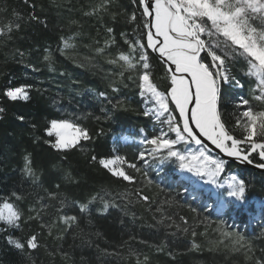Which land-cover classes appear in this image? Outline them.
Masks as SVG:
<instances>
[{"label":"snow or ice","instance_id":"6c2138e0","mask_svg":"<svg viewBox=\"0 0 264 264\" xmlns=\"http://www.w3.org/2000/svg\"><path fill=\"white\" fill-rule=\"evenodd\" d=\"M23 2L33 9L29 20L47 28V18L41 19L36 15V5L30 0ZM113 5L114 0H100L83 15L95 16L100 22L105 15H109L113 23L123 15L125 23L134 26L133 35L130 38L128 33L121 32L120 37L127 45V51L111 54L108 50L117 44L115 29L102 23L107 36L103 45L99 40L94 41L95 56L107 57L106 63L114 66L109 74L113 78L108 83L112 93H119L121 84L128 87L125 81L135 85L144 106L140 114L149 118L154 127L151 134L140 129V150L133 160L119 154L116 148H113L110 157L91 155L88 158L89 163L97 164L112 177L131 186L123 192L113 195L101 189L89 194L83 201L69 200L60 197L61 185L57 183L56 191L45 189L43 197L37 194L35 202L27 209V215L18 203L26 199L23 192L13 190L0 196L3 201L0 204V225L3 226L0 231L20 230L33 221L39 225L40 232H32L25 238H17L14 231L6 236L7 244L29 260L32 252L42 246L41 238L45 232L51 237L55 228V238L64 239L69 231L79 227L81 216L89 214L97 201L101 204L97 209L101 215L107 214L111 208H120L127 215L125 209L133 204H142L152 211L155 205V213L160 214L157 225L169 222V228L175 227L185 233L191 230V235L196 237L197 232L190 229L184 216L179 217L182 223L177 224L168 214L167 208L181 205L175 197L168 198L165 184L169 188L175 184L193 200L199 201L207 196L217 213L228 215L234 222L244 223L246 217L251 221L258 203L264 219V200L254 201L249 196L251 180L245 179L242 173L230 174L224 181L220 179L229 163V159L224 157L264 173V0H129V8L122 11H113ZM14 15L17 20L23 19L18 13L14 12ZM69 23L79 22L70 20ZM20 28V23L0 27V37L11 40L12 31H19ZM71 39L60 37L61 44L57 48L60 55L70 56L68 50L75 48ZM43 51V60L49 62L52 70L54 52L50 48ZM16 54L20 57L19 62H23L25 53L17 48ZM153 56L164 68L167 84L163 90L154 80ZM84 62L94 63V58L87 56ZM241 62L246 67L244 74L253 81L251 96L237 97L235 111L231 114L232 122L229 123L224 114V87L244 88L234 71ZM25 66L39 71L33 64ZM80 66H84L83 62ZM29 87L13 86L9 82L0 95L13 102L27 101L30 99ZM94 94L111 105L112 111L101 108L105 119H112L115 111L127 110L123 100L113 102L106 91ZM5 112L6 109L0 106V119ZM18 118L24 119L22 116ZM45 132L50 139L44 143L61 152L82 148V142L94 139L88 128L69 119H51ZM23 159L24 177L31 180L34 186H41L31 154H26ZM166 164H175L176 167L164 172ZM153 170L164 172L163 183L152 179L149 173ZM64 178L70 183H78L71 172H66ZM153 185L159 193L165 194L164 200L155 199L146 191ZM52 200H59L57 214L54 219L45 220L51 206L46 201ZM201 206L209 205L205 202ZM68 207L78 210V214L68 215L64 211ZM187 207L193 213L198 212V208L191 204ZM153 219H156L155 215ZM219 235L220 239L215 242L217 250L222 245L230 252L243 253L246 260L253 264H264V249L261 250L262 255L256 257L252 241L239 230H227L223 220L220 221ZM260 236L264 237V231ZM163 247L160 246L159 250L163 251ZM192 247L200 246L193 241ZM105 252L107 254V250ZM56 254V251H49L50 256ZM168 254L172 255L171 252ZM61 255L68 257L66 252H61ZM148 259L144 257L145 264ZM32 264H35L34 260ZM137 264H140L139 260Z\"/></svg>","mask_w":264,"mask_h":264},{"label":"trees","instance_id":"16d2710c","mask_svg":"<svg viewBox=\"0 0 264 264\" xmlns=\"http://www.w3.org/2000/svg\"><path fill=\"white\" fill-rule=\"evenodd\" d=\"M36 5V15L41 19L47 18L48 27L29 20V13L33 11L23 0H0V27L12 23H20L19 31L13 30L12 39L0 37V93L6 85L30 86L28 91L30 99L27 101L8 100L0 95V106L6 109L3 119H0V196L11 191L23 192L26 196L19 206L25 211L32 205L37 194L45 196V189L56 191L55 185H61L60 197L69 200H85L89 194H95L101 189L116 194L131 187L118 178L112 177L106 170L97 164L89 163V157H110L113 148L121 155L133 160L139 151L138 146L123 147L114 142L117 134L126 132L139 133L140 129H148L151 124L149 118L140 113L143 103L137 95V89L131 81H125L128 87L120 85L119 93H112L108 87L109 74L114 66L106 63L107 57L95 56L94 41L100 44L107 36L105 27L115 29L117 44L108 51L116 54L118 51H127V45L120 37L126 32L131 38L133 25L125 23L123 15L113 23L111 16L105 15L103 22L95 16H84L83 12L89 10L100 0H30ZM129 8V0H114L113 11H122ZM68 9H71L70 11ZM15 13L23 17L17 20ZM76 20L78 24H70ZM79 33V35H77ZM72 38L74 49L68 50L70 56L60 55L57 51L60 46V37ZM88 45V47H86ZM19 48L25 53L23 62L16 54ZM44 48L54 52L51 69L49 62L43 60ZM92 56L94 63L84 62V58ZM83 62L84 66H80ZM153 75L155 82L163 90L166 87L163 65L153 56ZM26 64L35 65L39 71H33ZM244 88L233 86L224 87V114L225 119L232 122L234 104L238 96L250 97L249 84L239 77ZM75 81V83H74ZM92 89L93 92L88 90ZM108 92L115 100H123L127 110L113 112L112 119H105L102 107L112 111L111 105L101 101L94 93ZM23 117L20 120L18 117ZM101 117L97 120L96 117ZM51 119H69L90 130L94 137L92 142H82L83 147L75 150L61 152L44 143L47 137L45 129ZM33 125L35 127H33ZM98 133H101L97 135ZM31 154L33 168L40 176V185L34 186L28 178L24 177L22 168L23 157ZM55 166V167H54ZM230 171L242 173L245 179L251 180L249 196L264 199V173L240 167L234 163L227 165ZM131 172V170H128ZM66 172H71L78 183L65 180ZM174 187L165 185L168 198L175 197L181 206L167 208L169 215L177 224L182 222L180 216L189 221L190 229L197 232V236L178 231L175 227L169 228L165 224L157 225L160 214L153 210L148 211L142 204L128 205L125 211L120 208H111L107 214L101 215L97 209L101 207L99 201L93 206L89 214L81 216L79 227L69 231L64 239H56L57 229H53V236L45 232L41 238V247L33 251L31 260L27 259L17 250L11 248L6 241L10 232H15L17 238H25L32 232H40L36 221L26 224L20 230L0 231V264H145L144 257L149 259L147 264H253L246 260L243 253L230 252L220 246L219 250L209 241L211 226L197 224V213L191 212L182 195L174 193ZM155 199L164 200L165 194L153 186L148 189ZM110 198V197H108ZM51 206L45 220L54 219L59 200L46 201ZM3 201L0 200V204ZM192 205V204H191ZM123 207V204H122ZM68 215L78 214V210L65 208ZM134 214V216H133ZM156 219H153V216ZM135 217V218H134ZM210 217H213L211 215ZM246 220V218H245ZM123 221V223H122ZM155 225V226H153ZM243 225V223L241 224ZM3 226L0 225V228ZM264 229H257L247 234L254 245L255 256L262 255L264 237L260 233ZM193 241L199 248H193ZM163 251H160V246ZM212 248V251L209 249ZM107 250V254L105 252ZM49 251H56L50 256ZM61 252L68 253L65 258ZM171 252L170 256L168 253ZM115 253V254H112Z\"/></svg>","mask_w":264,"mask_h":264},{"label":"rangeland","instance_id":"374dc122","mask_svg":"<svg viewBox=\"0 0 264 264\" xmlns=\"http://www.w3.org/2000/svg\"><path fill=\"white\" fill-rule=\"evenodd\" d=\"M234 71L237 75V77L242 78L243 80H245L248 84H249V90L250 87L253 84V81L251 78L247 77L244 73L246 71V67L243 64V62L237 64L234 68ZM225 86H230V85H225ZM255 103V102H254ZM144 107V106H143ZM153 123L151 122V124L148 126V129H145L146 132H148L149 134H151L152 130H153ZM158 130V129H157ZM142 138V134L140 133H133V132H126V133H122V134H117L114 137V142L115 143H119L120 145H122L123 147H130L133 145L138 146L139 150H140V145H139V140ZM176 166L175 164H166L164 166V172H168L170 169H174ZM164 172H161L159 170H153L149 173V175L152 177V179L156 182V183H163V175ZM238 173L237 171H230L228 169V167L226 166V170L224 173L221 174L220 179L222 181L226 180L227 177L230 174H235ZM167 185V184H165ZM155 186V185H153ZM153 186H150L148 188H146V190L151 189ZM172 186L174 187L175 190L174 193H179L180 195H182L183 199L187 202L186 205L188 204H192L193 207H197L198 208V212H197V218H198V222L197 224H207V222L210 224L211 226V235H209V241L212 242L215 245V242L220 239V235H219V226H220V221L223 220L226 222L227 225V230L230 231H237L239 230L241 233H243L246 237L249 236L247 234H250L252 232H255V230L261 228L264 229V219H262L261 214L259 212V204L256 203L255 207L257 208L256 213L254 214L253 219H251V221H249L246 217L245 222L243 223V225H241L242 223L235 221L233 219H230L228 215H222L217 213L212 207H211V201L207 199V196H204L201 200L197 201V200H193L190 196H188V194L184 193L182 191V189H180L179 187H177L175 184H172ZM205 187H214V186H210V185H205ZM216 191H222V189H214ZM254 201H258V200H264L263 198H253ZM205 202L208 203V207H203L201 205H203ZM211 215H213V217H210ZM207 218V219H205ZM248 238V237H247ZM222 246V245H221Z\"/></svg>","mask_w":264,"mask_h":264},{"label":"water","instance_id":"95a60500","mask_svg":"<svg viewBox=\"0 0 264 264\" xmlns=\"http://www.w3.org/2000/svg\"><path fill=\"white\" fill-rule=\"evenodd\" d=\"M224 158H225V159H229V163H234V164H236V165H238V166H240V167L248 168V169H252V170H254V171H256V172L261 173L260 170L255 169L253 166H250V165H241V164H238L237 162L231 160L230 158H227V157H224Z\"/></svg>","mask_w":264,"mask_h":264}]
</instances>
